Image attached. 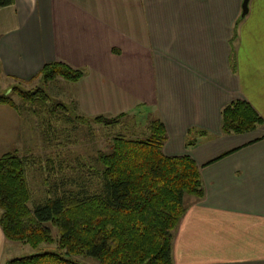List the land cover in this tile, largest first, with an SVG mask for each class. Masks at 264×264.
<instances>
[{
    "label": "crops",
    "instance_id": "1",
    "mask_svg": "<svg viewBox=\"0 0 264 264\" xmlns=\"http://www.w3.org/2000/svg\"><path fill=\"white\" fill-rule=\"evenodd\" d=\"M241 3L13 0L0 8V90L36 79L44 63L82 68L66 83L76 112L160 119L163 154L199 166L203 196L184 199L173 264H264V0H249L242 17ZM235 99L261 116L254 130L222 132L221 109ZM19 129L18 112L0 103V156ZM5 243L0 228V264Z\"/></svg>",
    "mask_w": 264,
    "mask_h": 264
},
{
    "label": "trees",
    "instance_id": "2",
    "mask_svg": "<svg viewBox=\"0 0 264 264\" xmlns=\"http://www.w3.org/2000/svg\"><path fill=\"white\" fill-rule=\"evenodd\" d=\"M12 3L0 0V8ZM83 74V69L56 61L44 63L37 77L49 80L60 76L74 82ZM16 93L31 106L41 107L49 100L41 88L17 89ZM0 103L18 111L7 93H0ZM126 115H95L92 120L112 125ZM76 117L85 120L83 115ZM262 121L245 99H235L221 109L224 133L252 131ZM146 128L143 137L115 135L106 150L97 152L99 190L90 194L63 192L33 207L28 206L31 190L25 160L15 151L3 153L0 228L5 239L33 248L51 246L5 264H84L77 257L93 258L97 264H173V233L186 210L184 199L203 196L199 166L187 154H163L166 133L160 119H150ZM193 143L188 139L186 145ZM51 227L56 229L55 235Z\"/></svg>",
    "mask_w": 264,
    "mask_h": 264
},
{
    "label": "rangeland",
    "instance_id": "3",
    "mask_svg": "<svg viewBox=\"0 0 264 264\" xmlns=\"http://www.w3.org/2000/svg\"><path fill=\"white\" fill-rule=\"evenodd\" d=\"M37 75L31 82H11L6 89L0 90V93H7L18 106L19 137L10 151H15L25 160L31 190L29 207L63 192L90 194L99 190L101 177L96 171L101 169L96 160L97 152L106 150L115 135L132 138L147 135L146 126L149 122V118H145L143 114L140 119L133 116L128 118L126 115L112 125L95 122L92 120L93 116L76 112L66 85L72 81L60 76L43 80L41 75ZM15 88L24 91L41 88L49 100L41 107L25 104ZM78 114L83 115L86 121L76 117ZM46 224L50 226L49 223ZM51 229L55 235L56 229ZM42 249H51V246L41 244L33 248L28 244L6 239L3 264L11 258L33 254ZM77 259L84 264H97L90 257Z\"/></svg>",
    "mask_w": 264,
    "mask_h": 264
},
{
    "label": "water",
    "instance_id": "4",
    "mask_svg": "<svg viewBox=\"0 0 264 264\" xmlns=\"http://www.w3.org/2000/svg\"><path fill=\"white\" fill-rule=\"evenodd\" d=\"M248 2H249V0H242L241 14H240L241 17L244 16L248 11Z\"/></svg>",
    "mask_w": 264,
    "mask_h": 264
}]
</instances>
